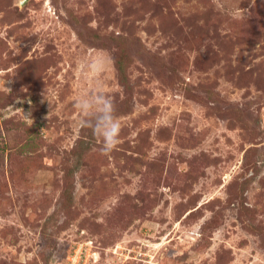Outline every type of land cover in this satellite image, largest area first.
<instances>
[{
	"label": "rangeland",
	"instance_id": "1",
	"mask_svg": "<svg viewBox=\"0 0 264 264\" xmlns=\"http://www.w3.org/2000/svg\"><path fill=\"white\" fill-rule=\"evenodd\" d=\"M76 256L264 264V0H0V264Z\"/></svg>",
	"mask_w": 264,
	"mask_h": 264
},
{
	"label": "clouds",
	"instance_id": "2",
	"mask_svg": "<svg viewBox=\"0 0 264 264\" xmlns=\"http://www.w3.org/2000/svg\"><path fill=\"white\" fill-rule=\"evenodd\" d=\"M89 69L94 73L103 71L102 63L92 60ZM75 107L85 118L83 123L92 129L95 137L102 140V151L110 153L119 141L121 124L115 116V106L112 99L102 88L94 89L89 95L75 101ZM98 110V114H97ZM95 116L94 123L90 117Z\"/></svg>",
	"mask_w": 264,
	"mask_h": 264
},
{
	"label": "trees",
	"instance_id": "3",
	"mask_svg": "<svg viewBox=\"0 0 264 264\" xmlns=\"http://www.w3.org/2000/svg\"><path fill=\"white\" fill-rule=\"evenodd\" d=\"M127 59L125 58V55H122L118 58L117 60V69H118V74L121 78L122 81H126V72H125V66L127 64Z\"/></svg>",
	"mask_w": 264,
	"mask_h": 264
},
{
	"label": "built area",
	"instance_id": "4",
	"mask_svg": "<svg viewBox=\"0 0 264 264\" xmlns=\"http://www.w3.org/2000/svg\"><path fill=\"white\" fill-rule=\"evenodd\" d=\"M74 259H75V261H73ZM74 259L71 258V262H72L71 264H75L76 263L77 256Z\"/></svg>",
	"mask_w": 264,
	"mask_h": 264
},
{
	"label": "water",
	"instance_id": "5",
	"mask_svg": "<svg viewBox=\"0 0 264 264\" xmlns=\"http://www.w3.org/2000/svg\"><path fill=\"white\" fill-rule=\"evenodd\" d=\"M24 3V2H23Z\"/></svg>",
	"mask_w": 264,
	"mask_h": 264
}]
</instances>
